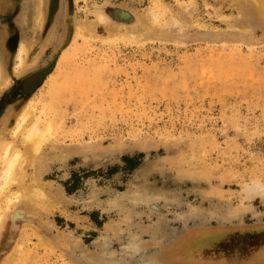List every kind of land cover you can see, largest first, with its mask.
I'll return each mask as SVG.
<instances>
[{
  "label": "rangeland",
  "instance_id": "374dc122",
  "mask_svg": "<svg viewBox=\"0 0 264 264\" xmlns=\"http://www.w3.org/2000/svg\"><path fill=\"white\" fill-rule=\"evenodd\" d=\"M191 2L183 41L125 38L152 13L165 24ZM113 8L137 20L112 19L118 34L100 24L90 36L87 21ZM230 21L240 23L232 0H0L10 79L0 141L12 140L30 99L41 125L55 127V142L28 170L54 205L24 197L5 210L0 264L18 246V264H260L264 30L235 35ZM205 25L228 41L192 40Z\"/></svg>",
  "mask_w": 264,
  "mask_h": 264
},
{
  "label": "bare ground",
  "instance_id": "6f19581e",
  "mask_svg": "<svg viewBox=\"0 0 264 264\" xmlns=\"http://www.w3.org/2000/svg\"><path fill=\"white\" fill-rule=\"evenodd\" d=\"M78 2H87L89 0H76ZM236 5L238 14L240 15V23L230 21L231 26L236 27L235 35H243L249 31H255L258 28L264 30V0H232ZM193 8L194 3L183 4L179 9L172 10L166 17V23L159 21V13H152L144 24H138L137 29L129 32L125 38L137 42H146L150 40L164 42H180L187 34L192 26V20L195 18ZM165 10V8H164ZM167 10H165L166 12ZM24 17L27 18L26 12ZM157 16V17H156ZM44 13L39 12V24L42 27L44 23ZM133 23L137 20L136 16L123 8H113L107 13L98 11L95 18L87 21V33L94 37L96 27L104 24L107 32L112 35L118 34L115 22ZM236 23V24H235ZM147 24V25H146ZM179 25L178 29L174 25ZM199 33V36H192V40H198L205 43H221L226 41L228 37L224 31L215 29L208 25ZM126 33V32H125ZM228 41V40H227ZM29 44H22L19 48V62L15 67V72H21L23 64V56L29 50ZM32 47V45H31ZM10 84L9 76L6 75L2 64L0 63V92ZM31 100V99H30ZM28 101L23 109L17 114L11 129L12 140L0 141V198L5 200V208L0 209V233L4 226L5 210H9L22 198L28 199L41 204L42 206L51 207L54 205L53 196L45 187L39 183L37 176L28 172L29 168L35 165L40 154L48 147L49 144L55 142V127L53 123L47 124L45 127L41 125V117L36 116V107L33 101ZM13 109V108H12ZM8 115H13L9 112ZM12 117L10 118L11 121ZM32 177L29 182L27 179ZM20 187L17 190H11L12 187ZM12 192V196L6 197ZM259 195L264 198V186L258 191ZM253 193L249 194V198H253ZM24 211L17 210L14 218H24ZM190 240H188L189 242ZM136 245H133L135 247ZM24 248L18 246L10 252L8 260L3 264H18V260L24 253ZM189 255V252H188ZM178 256H182L179 253ZM264 256V252L261 254ZM170 260V259H169ZM175 260V259H174ZM174 263L176 261H168ZM264 264V259L258 261Z\"/></svg>",
  "mask_w": 264,
  "mask_h": 264
}]
</instances>
